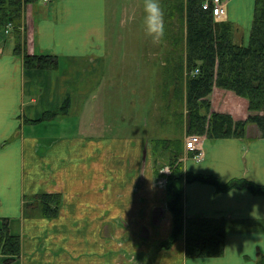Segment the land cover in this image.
Returning a JSON list of instances; mask_svg holds the SVG:
<instances>
[{"label":"crops","instance_id":"1","mask_svg":"<svg viewBox=\"0 0 264 264\" xmlns=\"http://www.w3.org/2000/svg\"><path fill=\"white\" fill-rule=\"evenodd\" d=\"M255 1L225 0V13L215 17L218 21H231L237 26L238 29L234 30L235 42L244 45L249 43ZM174 14L173 20L170 17L165 21L166 33L161 40L154 41L151 35L143 38L140 36L136 38L139 45L133 49L137 59L144 57V62H147L144 65L141 61L137 62L134 69L136 73L141 68L149 70L152 63L156 67L154 71H157L159 57L162 61L161 72L171 74L163 77L157 88L152 81L143 82V72L145 74L148 71H140L141 75L136 81L128 77L122 49L119 50L117 65L113 66L117 82L114 83L115 75L110 72L107 75L112 76V81H108L107 85L105 74L109 72L107 66L111 63L108 60L116 56V51L109 49L108 0H39L29 4L23 12V29L20 33L22 53L14 51V32L6 38H0V217L9 218L10 228L16 233H19L16 227L20 220L26 224L22 231V254L13 264H69L67 260L63 261L67 257L73 261V242L65 240L72 244V247L67 248L62 242L64 240L58 238L71 224L75 225L73 214L87 207L88 201L95 202L91 203V210L96 211V215L107 218L113 216L110 213L115 207L118 210L124 209V214L135 208L140 211L148 208L147 216L155 217L161 226L159 233L164 235L162 238L155 232L152 235L155 241L170 235L173 224L167 204L166 178L155 174L153 155L143 165V153L147 152V141L151 140L138 132L140 122L146 119L142 117L144 112H157L161 104L152 95L156 89L162 90V93H158L163 96V99H159L165 103L161 105L162 109H172L174 121L180 127V135L169 139L184 140L183 154L179 160L185 171L214 175L224 183L239 178L264 185V136L260 135L255 124L248 125L246 138L205 136L197 139L198 150L202 152L199 157L185 148L186 112L179 111L174 105L183 102L182 106L186 107V81H178V78L183 69L184 77L187 76V29L185 15L179 19L177 14L178 25L184 24L185 29L182 32L175 31ZM119 37V42L126 40L123 36ZM25 51L32 54H55L59 57V64L54 69H26L23 62ZM127 54L130 55V52ZM175 73L179 75L175 77ZM129 88L133 89L134 96H127L125 100L121 91ZM68 97L70 102L67 113L46 120L47 125L42 127L41 123L45 121L42 115L52 110V107L62 105ZM210 99L212 110L229 112L235 119H244L249 114L247 98L234 91H225L215 86ZM152 100L156 102L154 106ZM100 103L104 113L98 117L95 125L92 121L95 114L86 113L84 118V111L88 112L89 106H92L94 112L95 106ZM126 115L130 116L128 120L132 122L133 133L121 135V124L117 120H122L125 125ZM62 117L73 122L70 125L73 128V151L68 142L61 145L64 132L68 129L64 123L58 124ZM52 121H56V124L52 125ZM51 127L57 130L52 131ZM173 128L174 124L170 126V129ZM58 129L63 131L59 132L56 140L61 142L54 146L60 147L57 152L60 155L54 160L55 167L57 169L73 163V168L69 170L67 166L63 171L60 167L59 182L54 178L49 177V181L43 178L42 186L46 190L63 192L61 213L53 220H40L31 216L23 218L20 201L27 183L25 177L20 181L19 176L26 171L28 163L23 153L30 148L36 150V140L40 142L47 139L51 142L54 135L52 132ZM257 131L258 134L254 135ZM77 136H84L87 140L85 149L92 154V159H87L85 163V178L93 193L91 197L80 192H69V179L76 177L78 180L81 175L79 161L83 151H74ZM118 140L131 144L128 156H123L125 150ZM68 157L71 162L66 163ZM17 165L24 169L20 174L16 172ZM161 172L164 171L161 169ZM15 177L18 178L15 180ZM110 201H113L112 205ZM158 210L160 215L163 214L160 220L156 218L159 216ZM184 211L186 217L226 218L224 254L187 257L183 241H178L177 246L160 250L150 244L145 247L148 248L147 257L150 258L140 253L141 258H145L143 264H175L173 251L179 254L177 259L180 264H255L259 249L264 252V192L242 188L218 191L212 183L190 181L184 185ZM67 215L71 216L70 219H64ZM139 216L145 214L139 213ZM35 222L39 226V222L43 224L44 229H39L43 234L36 238L31 236L32 240L24 241L26 230L32 229ZM48 231L53 233L54 240L42 238ZM115 252L117 258L110 261L109 255L114 257ZM103 253L106 256L101 262L90 261L86 264H130L124 261L127 257L124 245L115 246L111 240L107 241Z\"/></svg>","mask_w":264,"mask_h":264},{"label":"trees","instance_id":"2","mask_svg":"<svg viewBox=\"0 0 264 264\" xmlns=\"http://www.w3.org/2000/svg\"><path fill=\"white\" fill-rule=\"evenodd\" d=\"M38 1L0 0V31L8 22L14 23L16 35L14 51L17 53H21L19 27L23 9ZM204 1L186 0V5L182 1L173 4V12H176L180 18L184 15L186 18L187 76L184 77L185 69H183L178 81H186L187 137L246 138L249 124H255L260 135L264 136V0H256L250 40L247 45L234 41L235 25L231 21L216 20L211 8L203 6ZM25 53L23 62L27 69H54L58 66L59 57L55 54ZM174 75L176 77L179 74ZM215 86L246 97L248 116L244 119H235L229 112L212 110L210 94ZM55 116L56 114H53L52 117ZM152 142L156 151L167 147L172 148L173 152L169 164L171 172L169 174L161 172V175L166 177L167 203L174 220L172 234L164 246H171L186 227L187 257L223 255L227 236L226 218L186 217L185 183L198 180L214 184L218 191L242 188L255 192H264V185L239 178L224 183L214 175L187 172L179 160L183 154V139L156 138ZM41 199L46 216L54 217L59 214L61 194L44 192L41 194ZM3 221L0 227V254L6 255L7 260H13L21 254V237L11 232L9 218H3ZM255 264H264V252L260 249Z\"/></svg>","mask_w":264,"mask_h":264},{"label":"rangeland","instance_id":"3","mask_svg":"<svg viewBox=\"0 0 264 264\" xmlns=\"http://www.w3.org/2000/svg\"><path fill=\"white\" fill-rule=\"evenodd\" d=\"M50 1V0H48ZM183 2L186 5V0H160L161 7L164 10V19L167 21L170 17L173 20V14L175 16V31L176 32H182L183 28L185 29V25H178V19H177V13L173 12V4L175 2ZM47 2V1H46ZM34 4V3H33ZM256 9V1H255V8L254 12ZM27 8L25 9V11ZM108 37H109V49L110 50H115L116 56H111L110 59L108 60L111 62L107 66V70L109 69V72L106 71L105 74V81L108 84V81H112V76L107 75V73H112V75H115V81L114 83L117 82V74L114 70L113 66L117 65V60H119L118 54L122 49L125 53L123 61H126L127 65V73L128 77L130 79H135L138 78L141 74L140 71H148L147 73L142 75L143 82H149L152 81L151 83L154 84L157 87L160 86V83L163 80V77H166L167 75H171L166 72H161V58H157V65L158 69L157 71L155 70V65L152 63L151 68L149 70L141 68L140 71L137 73L134 71L136 63L141 61L142 64H146L147 62H144L145 58L142 57L141 59H137V56H135V51L133 50L135 45H139V40L136 39L137 37L140 38V36L143 38L146 35H150L147 31V24H146V10H145V0H108ZM30 13V10H29ZM179 18V17H178ZM181 19V18H179ZM233 23V22H232ZM234 24V23H233ZM235 25V24H234ZM237 26L235 25V31L237 30ZM11 33V31H10ZM10 33L7 32V29L4 30L3 36L0 34V38H6ZM120 36H123L126 38L124 41H118ZM15 50V49H14ZM120 50V51H119ZM130 52V55L127 54V52ZM21 53H22V48H21ZM25 53V52H24ZM26 53H30L26 51ZM25 53V54H26ZM24 57V56H23ZM59 64V63H58ZM27 69V68H26ZM29 70L33 68H28ZM39 69V68H38ZM41 69V68H40ZM107 76V80H106ZM121 80V78L119 79ZM130 86V85H129ZM128 86V87H129ZM130 90H123L121 93L123 94L122 97L123 99L127 100V96L133 97L134 92L132 91V88H129ZM225 91H230L229 89L221 88ZM151 90V89H150ZM113 92H116L114 90ZM162 93V90L156 89L155 91H152V95L156 96L158 99V106L157 112H144L142 117H146V119L142 120L140 122L141 128L139 129V133L143 136H145L148 140L150 138L151 141L148 142V148L147 152L143 153V165L145 163L149 162V158L152 159L151 155L154 157V168H155V174L156 175H161V169L167 173L164 174H169L171 169L169 168V164L172 161V148L168 149L167 147L165 148H160L158 151H156V148L153 147V139L156 138H173L175 136H179L181 133L180 127L176 124L173 118V111L172 109H168L166 111L165 109H162L161 105H165V103H162L164 100L163 96L161 94L159 95L158 93ZM156 93V94H154ZM161 97L162 99H159ZM244 97V96H242ZM68 100V101H67ZM211 100V99H210ZM69 102L70 98H66V100L63 101V104L60 106L52 107V110H48L46 113L48 114H43L42 116L45 119L44 122L41 123V126L43 127L44 124L47 125L46 120H53L55 119L58 115L65 114L68 111L69 107ZM183 102H180L178 104L175 103L174 107L179 111L186 112L187 111V106H182ZM66 104V105H65ZM153 106L156 104L154 100H152ZM179 104H181L179 106ZM212 104V102H211ZM129 106V105H128ZM124 107V106H123ZM127 107V106H125ZM173 107V110H174ZM169 108V107H168ZM249 110V109H248ZM89 114H95L93 117L92 121H96L99 116L102 117L104 111L102 104L100 103L99 105L95 106V111H92V106H89L88 112L84 111V118L85 115ZM50 114V116H48ZM52 114V115H51ZM53 114H56L55 117H52ZM65 117V116H64ZM63 119L58 123L61 125L64 123L67 128L64 132V138L61 139V141H56L58 134L60 131L52 132L54 135L50 139L51 142H48L47 139L39 140L38 142L36 140V150L35 149H29L28 152L23 153L24 158H27L28 163L26 167V171L21 172V170H24L22 167H19L18 165L15 167L16 172L20 174L19 180H23L25 177L26 180V187L24 188V191L22 192L19 190V192L24 193L22 201H20V210H22V216L23 218H30L34 217L36 219L40 218H46L48 220H53L58 217V215L61 213V206L59 209V214L57 216H46L43 212V202L41 199V194L44 192H50V193H59L61 194V198L63 199L62 196V191L59 192H53L50 190H46L42 186V179L46 178L47 181H49V177L56 179L59 182V168L61 167L62 170H65V167L68 166L69 170H72L73 168V163H69L64 166H60L59 168L56 169L55 167V162L54 160L60 155L57 153L59 151V148H54V146L58 145L61 142V145H65V142H68L70 144V149L73 151V131H71L73 128L70 127L72 121H69V119ZM129 115H126V124H123L122 120H117L121 124V128H119L121 135L122 133H133V125L132 122H130ZM50 118V119H48ZM84 118L82 117V122L84 121ZM162 118V119H161ZM172 122V123H171ZM174 122V123H173ZM56 124V121H52V125ZM174 128L170 129V126ZM96 125V122H95ZM113 125V124H112ZM39 127L42 129V127ZM125 127L127 129H125ZM112 128V127H111ZM257 128V127H256ZM50 130H57L54 127H51ZM47 130V131H50ZM100 129L99 131H101ZM258 130V129H257ZM147 134V135H146ZM258 131L254 133V135H257ZM123 137V136H121ZM76 148L74 151L82 150L83 151V157L80 159V165L81 169L79 170L80 176L78 180H76V177H73V179H69V192H80L82 194H88V197L92 196L91 192V187L89 186L88 181L86 180V172L87 168H85V163L87 159L91 160L92 159V154L91 152L88 153L86 151L85 146L87 143V140H85L84 136H77L76 137ZM189 138H194V137H187V140ZM196 139H202L203 137H195ZM83 140V141H82ZM123 149L125 150V154L123 156H126L129 153L131 144L127 141H122L118 140ZM145 141V139H144ZM197 141V140H196ZM82 142V143H81ZM44 143V145H43ZM29 144V143H28ZM94 144L101 145L100 142H95ZM197 144V143H196ZM26 145V144H25ZM30 145V144H29ZM53 149H55V152H53ZM146 149V147H144ZM199 147L197 145V153L201 152L198 150ZM35 150V151H33ZM154 152H153V151ZM152 152V153H151ZM87 153V154H86ZM79 156V155H78ZM128 156V155H127ZM201 155H196V157H199ZM65 162H71V158H66ZM159 168V171H158ZM16 176V174H15ZM165 177V176H164ZM18 178V177H17ZM15 177V180L17 179ZM166 178V177H165ZM19 181V182H20ZM51 184L50 182H48ZM144 188V187H142ZM144 198V196H142ZM61 199V200H62ZM74 203V202H73ZM85 203V202H82ZM81 203V204H82ZM88 206L83 207L81 211L73 214V222H76L75 225L73 224L70 225L69 228H66L63 232L64 234H59L58 239H63L62 241L65 246L68 248L69 246L72 247V244L68 241L73 242V261L67 257L64 258L63 261H68L69 264H86L87 262L93 261L94 263L96 262H101L102 258L105 257L104 247L107 241L111 240V243H113L115 246H120L122 247L124 245L125 248V254L127 257H125L124 261L130 264H143V261L145 258H141V254L145 256L146 258H150V256L147 257V252H148V247L150 244L157 248L158 250L160 249H169L171 246L175 245L177 246L178 241H183L186 245V227L183 230V233L178 237L171 246L166 247L164 246L166 244V241L170 238L172 231L170 235L164 239L163 234H160L159 231L161 229L160 223L155 221V217L151 218L150 216H147L148 214V208H143V211H140V209H134L127 211V213L124 214L125 210L121 209L118 210L116 207L112 209L111 213L113 216L110 217H102L96 215V211L91 210V202L88 201ZM86 204V203H85ZM110 204H113V201H110ZM168 204V203H167ZM62 205V202L61 204ZM126 205V204H125ZM85 206V205H84ZM170 211V209H169ZM139 213L145 214V216H139ZM159 216H156V218L159 217V220L162 218L161 215L159 214V210L157 211ZM164 213V212H163ZM71 216H66L64 219L68 218L70 219ZM170 218L172 220V230L174 226V220H173V214L170 211ZM43 220V219H40ZM3 218L0 217V227L3 225ZM41 226H39L36 222V224L32 229L28 231L26 230V236L25 240L30 241L32 240V237L36 238L35 236H41L43 233L39 229H44L43 224L39 222ZM10 224V223H9ZM26 226V224L22 223L20 220L19 226L16 227V231L19 233L14 232L11 230L13 234H19L21 237V244L23 243V228ZM103 228V229H102ZM155 232H158L159 236L162 237L161 239H155L152 237V235H155ZM46 236H42V238H45L47 240H54L55 238L53 237V233L51 231H48V233H45ZM32 236V237H31ZM68 240V241H65ZM136 242V245L134 244ZM71 248H69L70 250ZM176 249V248H174ZM173 249V250H174ZM130 250V251H129ZM22 252V250H21ZM22 254V253H21ZM21 254L18 256V258L21 257ZM178 253L173 251V256H174V263L175 264H180L178 257ZM118 255H116V252L114 253V257L112 255H109L108 259L111 261L112 259H116ZM187 256V255H186ZM212 257V256H210ZM13 260H7V256L4 254H0V264H13Z\"/></svg>","mask_w":264,"mask_h":264},{"label":"clouds","instance_id":"4","mask_svg":"<svg viewBox=\"0 0 264 264\" xmlns=\"http://www.w3.org/2000/svg\"><path fill=\"white\" fill-rule=\"evenodd\" d=\"M147 31L154 41L161 40L166 33L164 10L160 0H145Z\"/></svg>","mask_w":264,"mask_h":264},{"label":"built area","instance_id":"5","mask_svg":"<svg viewBox=\"0 0 264 264\" xmlns=\"http://www.w3.org/2000/svg\"><path fill=\"white\" fill-rule=\"evenodd\" d=\"M203 6L205 8H211L212 14L215 17H219L225 13L226 7H225V1L224 0H205L203 3ZM196 138H189V140L186 141V147L189 150H196L197 144H196ZM202 152L197 153L196 155H201Z\"/></svg>","mask_w":264,"mask_h":264}]
</instances>
